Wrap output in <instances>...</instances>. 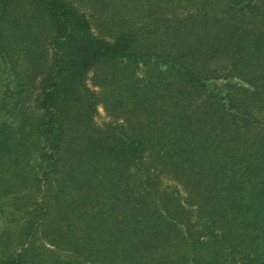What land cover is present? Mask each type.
<instances>
[{"label": "trees", "instance_id": "trees-1", "mask_svg": "<svg viewBox=\"0 0 264 264\" xmlns=\"http://www.w3.org/2000/svg\"><path fill=\"white\" fill-rule=\"evenodd\" d=\"M162 2L0 0V264H264V0Z\"/></svg>", "mask_w": 264, "mask_h": 264}, {"label": "rangeland", "instance_id": "rangeland-1", "mask_svg": "<svg viewBox=\"0 0 264 264\" xmlns=\"http://www.w3.org/2000/svg\"><path fill=\"white\" fill-rule=\"evenodd\" d=\"M80 7L92 13L93 17V28L96 32H99L105 25L112 26L113 24H121L125 19H136L141 15L142 11L148 10L150 4L159 5L157 7H164L162 0H74ZM150 9V8H149ZM157 8L155 12H158ZM143 15V14H142ZM144 16V15H143ZM141 77L145 74L139 71ZM94 73H90L88 78L89 86L97 92L102 91V86L95 84ZM99 114L96 116V121L101 124L112 121L117 118L116 115L112 114V111L107 109L105 103H100L98 106ZM122 119V118H121Z\"/></svg>", "mask_w": 264, "mask_h": 264}]
</instances>
